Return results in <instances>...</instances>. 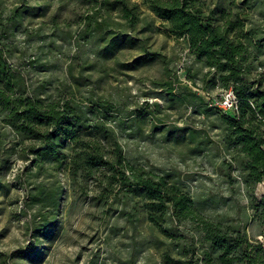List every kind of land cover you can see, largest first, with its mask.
Masks as SVG:
<instances>
[{
	"label": "clouds",
	"instance_id": "obj_1",
	"mask_svg": "<svg viewBox=\"0 0 264 264\" xmlns=\"http://www.w3.org/2000/svg\"><path fill=\"white\" fill-rule=\"evenodd\" d=\"M0 264H264V0H0Z\"/></svg>",
	"mask_w": 264,
	"mask_h": 264
}]
</instances>
